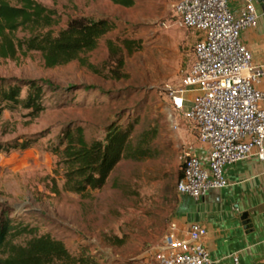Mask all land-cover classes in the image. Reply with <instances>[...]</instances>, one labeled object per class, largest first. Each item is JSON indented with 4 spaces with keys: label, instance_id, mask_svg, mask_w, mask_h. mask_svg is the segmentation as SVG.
I'll return each instance as SVG.
<instances>
[{
    "label": "rangeland",
    "instance_id": "rangeland-1",
    "mask_svg": "<svg viewBox=\"0 0 264 264\" xmlns=\"http://www.w3.org/2000/svg\"><path fill=\"white\" fill-rule=\"evenodd\" d=\"M39 1L60 14L55 32L81 15L109 18L115 28L82 55L91 67L78 60L48 67L37 51L0 58V79L46 82L40 115L20 107L0 115V212L7 210L38 235L51 233L75 255L84 250L100 264H143L172 222L185 148L197 143L196 126L182 113H176L178 128L173 127L166 86L191 63L201 31L176 24V0H134L132 6L111 0ZM127 40L138 47L132 54L124 48ZM120 57L123 76L116 78ZM26 91L24 85L23 96ZM114 122L132 123L133 145L142 142L149 155L122 159L101 189L68 190L52 145L66 128L78 125L89 141L102 140ZM34 138L32 146L21 148Z\"/></svg>",
    "mask_w": 264,
    "mask_h": 264
},
{
    "label": "built area",
    "instance_id": "built-area-1",
    "mask_svg": "<svg viewBox=\"0 0 264 264\" xmlns=\"http://www.w3.org/2000/svg\"><path fill=\"white\" fill-rule=\"evenodd\" d=\"M257 1L244 0L238 13L229 0L172 4L178 26L203 33L189 66L166 86L173 127L178 128L176 113H182L195 124L204 146L202 151L195 144L185 148L183 174L177 182L180 195L197 200L212 188L228 185L227 166L252 155L264 158V91L256 88L263 72L253 64L252 53L241 39L246 28L258 24ZM177 229L172 221L161 245L143 264H213L203 244L204 226L190 224L186 237L179 236Z\"/></svg>",
    "mask_w": 264,
    "mask_h": 264
},
{
    "label": "trees",
    "instance_id": "trees-1",
    "mask_svg": "<svg viewBox=\"0 0 264 264\" xmlns=\"http://www.w3.org/2000/svg\"><path fill=\"white\" fill-rule=\"evenodd\" d=\"M115 4L132 6L134 0H111ZM61 22L58 11L39 0H0V58H15L17 53L40 52L48 67L66 65L78 60L83 65V54L95 50L100 40L115 28L109 18L87 16L70 17L66 26L55 32ZM18 33H24L19 37ZM127 40L124 48L132 54L138 47ZM108 46L113 51L112 41ZM114 52V51H113ZM123 57L115 77L121 78ZM27 86L23 96V86ZM46 82L29 80L19 83L0 79V115L6 109L23 108L37 117L46 109L43 103ZM49 86H52L49 84ZM133 124L112 123L104 139L89 141L83 126L66 128L52 145L63 171L65 187L76 193L101 189L111 172L124 158L141 159L149 155L147 147L132 143ZM145 136V135H144ZM37 140L25 141L21 148H29ZM146 143V136L143 138ZM184 165V163H183ZM183 174V168L179 178ZM25 239V242H20ZM0 264H100L94 255L82 251L73 254L65 242L51 233L37 234V229L22 220L14 219L7 210L0 212Z\"/></svg>",
    "mask_w": 264,
    "mask_h": 264
},
{
    "label": "crops",
    "instance_id": "crops-1",
    "mask_svg": "<svg viewBox=\"0 0 264 264\" xmlns=\"http://www.w3.org/2000/svg\"><path fill=\"white\" fill-rule=\"evenodd\" d=\"M244 0H229L238 13ZM258 24L246 28L242 42L251 51L253 64L263 72L256 88L264 91V0L257 1ZM203 35L195 36L196 41ZM199 151L203 145L195 144ZM228 185L212 188L195 200L178 194L172 221L177 233L186 237L190 224L206 228L203 244L213 264H264V158L252 155L225 168ZM234 257L238 258L236 262Z\"/></svg>",
    "mask_w": 264,
    "mask_h": 264
}]
</instances>
